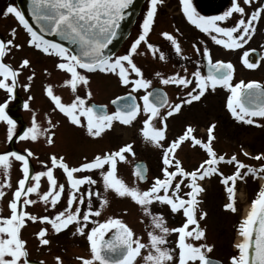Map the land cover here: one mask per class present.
I'll list each match as a JSON object with an SVG mask.
<instances>
[{
    "label": "snow or ice",
    "instance_id": "obj_1",
    "mask_svg": "<svg viewBox=\"0 0 264 264\" xmlns=\"http://www.w3.org/2000/svg\"><path fill=\"white\" fill-rule=\"evenodd\" d=\"M134 0H30L28 11L31 14L30 23L25 13L19 8L9 5L3 12L4 17L13 15L27 35L26 45L40 51L46 56H55V68L64 73L63 86L69 87L72 93L70 102H63L62 97L54 93L52 84L44 88L46 96L73 126L83 128L92 138L113 127V122L132 125L143 112L146 116L142 121L140 132L146 142L161 150L162 176L154 177L146 188L140 187V182L147 181L146 166L137 165L133 175L135 180L129 184L118 174V163L126 160V153L135 155L132 143H125L117 150L96 153L91 159L70 166L64 156L52 154L49 161H40L44 170L32 173L30 158L35 154L25 149L26 154L17 151L0 153V198L5 197V188H11L10 168L12 160L20 162L22 177L12 193L8 203L10 215H0V264H32L28 259L27 240L22 236V230L31 223H39L41 227L33 233L39 245L47 246L50 240L46 238L51 230L60 234L72 226V235L83 236L89 245V257H77L80 264H220L208 254L214 245L207 243L206 229L201 227V221L207 212L200 209L201 193L205 192L202 182L213 175L220 178L225 186L228 202L223 208L235 213L237 182L246 183L247 177L264 179V163L259 167L245 164L236 154L227 157L218 154L213 147L215 140V123L207 128V138H198L192 125H187L182 134L167 140V120L181 112L182 107L199 101L210 89L222 87L230 93L226 108L232 117L239 122L257 124L255 118H264V85L259 81L243 80L233 83L235 68L231 61H213L210 49H203L194 43L192 46L200 60L196 61V70L188 75L173 73L164 75L156 71L154 75L163 85H176L186 89L178 102H170L167 93L161 89L146 91L140 99L143 105L137 103L132 94L138 90H147L152 80L146 79L141 67L134 61L136 55L151 54L159 61L166 62L169 57L157 44L150 42L149 34L153 29L158 6L164 0H148L146 13L137 37L131 42L124 54L109 55L106 49L118 36L121 22L129 15V8ZM179 5L186 20L202 33L207 34L211 41L226 50L243 49L254 38L258 24L264 19V0H231L230 7L221 15H201L193 6V0H179ZM247 9V10H246ZM238 14V19L230 26H222L223 22ZM179 32V29H175ZM10 39H0V89L8 94V100L18 82L22 69L31 66L28 58L22 59L18 67L6 63L4 58L12 48L20 49L23 45L14 43L17 28L9 30ZM47 35L58 36L64 43L46 38ZM160 35L170 43L174 54L184 60L190 59L183 54L181 44L176 36L168 31ZM141 45L144 51H140ZM264 49V46H261ZM255 48L242 52L241 63L248 69H256L264 61V51L255 60L252 55ZM201 66L206 68L202 73ZM48 73V69H44ZM114 74L123 86H131L132 91L124 96H117L111 101L116 110L109 112L107 105L88 104L92 92L88 88L90 76L85 73ZM134 74V75H133ZM33 70L27 76L23 87L30 88V82L35 77ZM80 86L88 88L85 95L78 94ZM191 86V87H190ZM32 99V97H29ZM7 100L0 103V122L7 124V139L12 140L16 121L6 112ZM28 109L29 104L24 103ZM161 109H166L161 112ZM47 115V114H46ZM153 121L159 122L157 127ZM48 128H42L35 114L31 126L24 130L21 140L37 141L40 136L46 137V143L54 144L55 132L50 129L57 127L51 117L47 118ZM188 142L191 147L201 149L206 158L191 170H187L182 161L177 158V150ZM245 156L249 153L243 151ZM254 159L264 160V153L257 154ZM221 163L233 165L234 170L225 174L219 168ZM59 169L66 178V183L58 182L54 170ZM97 173L94 176L90 173ZM46 178L47 190L41 192V179ZM67 188V191H66ZM188 189L184 191V189ZM36 195V199L31 198ZM64 198L65 205L57 210L58 203ZM129 199L138 206L143 217L148 219L147 241H143L132 227L120 216L110 215L104 220L98 219L110 207L111 199ZM42 202L45 212L49 208L53 214L38 215L25 210L26 206ZM153 204L166 205L170 212H182L183 221L179 226L169 227L161 212L152 210ZM3 209H0L2 212ZM127 209H124L127 214ZM141 222H144L143 220ZM89 225H92L89 227ZM111 233L110 238L106 234ZM175 234L174 246H169L168 237ZM239 242L235 243L237 254L230 257V264H264V185L250 202V208L238 224ZM57 264H63L59 256L55 257ZM43 264V262H39Z\"/></svg>",
    "mask_w": 264,
    "mask_h": 264
},
{
    "label": "rangeland",
    "instance_id": "obj_2",
    "mask_svg": "<svg viewBox=\"0 0 264 264\" xmlns=\"http://www.w3.org/2000/svg\"><path fill=\"white\" fill-rule=\"evenodd\" d=\"M10 4L17 7L16 0H0V39H10L9 30L16 27L17 36L14 43H19L23 47L20 49L12 48L4 60L6 63L18 67L22 59L28 58L31 61V66L21 70L11 100H8L6 91L0 89V103H4L7 100L6 112L16 121V128L12 140L7 139L8 126L6 122H0V153L17 151L21 154H26L25 149L31 150L35 154L30 158V169L34 173L35 171L44 170V165L40 161L48 162L49 157L53 153L57 156H64L70 166H75L83 162L85 157L91 159L96 153L114 151L125 143H132L135 155L131 153L125 154L126 160L118 163V174L127 183L132 184L135 180L133 175L134 164L137 162H145L148 166V180L145 183L140 182L141 188L148 187L149 182L154 177L162 176L160 171L162 167L161 150L154 147L151 143L146 142L140 132L145 116H140L132 125L113 122V127L106 130L101 137L92 138L87 135L83 128L70 124L66 117L62 113H59L58 110L53 111L54 105L46 96L44 88L47 84H52L54 93L60 95L63 102H70L72 98L71 90L69 87L63 86L62 83L65 74L55 68V63L57 62L55 56H46L40 51L26 45L28 37L23 28L18 26L13 15H9L8 17L2 15ZM147 6L148 0L142 9V12L145 10L143 14L146 13ZM218 6V10L220 11L219 15H221L227 10L229 3L228 1L221 0ZM200 14L205 16L211 15L204 12ZM238 18V14H236L228 21L223 22L222 26H230ZM141 23L142 20H137L131 35L116 55L124 54L127 51L131 42L137 37ZM177 28L179 32L175 31ZM163 31H168L177 37L181 44L183 54L190 59L184 60L174 54L170 43L160 35ZM149 40L157 44L169 59L163 62L153 58L151 54H145L136 55L134 61L142 68L144 77L152 80L150 87L157 85L170 92L171 102H178V97H182L187 90L176 85L161 84L154 73L160 71L164 75H171L173 73L184 75V68H187L189 78H191V72L195 71L197 67L196 61L201 59L192 46L194 43L201 50L206 45L210 49L213 61L223 60L233 63L235 68L233 83L241 80L245 82L256 80L264 85V61L256 69H248L241 63V56L244 50L255 48L260 53L264 51L261 47L264 46V19L259 21L258 31L248 45H245L243 49L226 50L222 46H218L212 42L207 34L202 33L195 26L191 25L183 16L181 8H178V1L170 0L168 4L164 3V5L158 6L156 20L149 34ZM140 51H144L143 45H141ZM44 69H48L50 75L45 73ZM33 70L36 75L30 82V88L25 90L23 85L29 83L27 76ZM200 70L204 73L203 66H201ZM85 74L90 76L88 88L92 92L91 98L86 101L88 104L94 102L96 104L111 106L110 102L117 96L132 91L131 86L121 85L118 77L114 74L100 72ZM88 88L80 86L78 94L85 95ZM147 90L141 89L133 92V94L142 95ZM229 94L228 90L222 87L216 88L215 91L210 89L199 101H195L191 105L183 106L180 113L167 120V140L170 142L172 138L178 136L188 121V124L194 125L193 127H196L200 132L199 138L206 140L207 128L212 123H215L218 125L215 137L216 142L214 144V149L217 153L224 154L227 157L236 154L237 158L245 164L258 168L260 164L264 163V160L258 161L254 159L257 154L264 153V118H255L257 124L252 125L235 120L226 108V101ZM29 97H32V99H29ZM25 102L29 104L28 109L24 108ZM110 112H113V109L110 108ZM34 114L37 122L45 129L48 128V117H51L53 123L59 121L55 129H50V131L55 132L54 144H47L45 136H40L37 141L20 139L24 130L31 126ZM153 123L157 127L160 126L158 121H153ZM241 149L248 152L249 156H245ZM176 155L187 170H191L202 159L206 158L204 152L201 153L198 150H192L189 143L187 146H182L181 149H178ZM219 168L225 174H230L234 170L233 165L226 163H221ZM54 174L58 182L66 183V178L61 170H54ZM90 174L94 178L97 176L95 172ZM21 177L20 162L13 159L9 177L12 187L5 188V197L0 198V209H3L0 215H10L8 203L12 199V193ZM2 179L3 176L0 175V181ZM263 182L264 179H253L251 175L247 177L246 183L237 182L235 195L237 211L235 213L223 208L224 203L228 202V194L225 186L220 183L219 176L213 175L210 179H205L202 182L206 191L200 195L202 201L200 209L207 212V216L200 223L201 227L206 229V242L214 245L212 252L208 254L211 258L220 260L223 264H230V257L237 254V249L234 245L239 242V236L237 234L238 224L246 216L250 208V202L255 197ZM47 187L46 178H42L41 192L47 190ZM187 190L186 188L184 189V191ZM31 198L36 199V195L31 194ZM64 205L65 202L62 197L61 202L57 205V210ZM45 207L42 202H38L35 205L26 206L25 210L38 215L53 214L51 208L45 212ZM124 209L128 210L127 214H125ZM152 210L163 213L169 227L179 226L184 219L182 212L173 214L166 205L153 204ZM110 215L122 217L133 228L134 232L142 237L143 241H147L148 228L146 226L148 225V219L142 216L138 206L129 199H111L110 207L98 219L104 220ZM142 220L144 222H141ZM91 226L89 225V227ZM40 227L41 225L39 223L29 222L22 230V236L27 240L28 259L32 264H39L41 261L43 264H57L55 259L57 256L61 258L63 264H80L77 257H89V245L86 238L79 235L73 236L71 234L74 230L72 226H69V229L63 230L60 234H55L50 230L46 237L50 240V244L47 246L39 245L33 235ZM175 239V234L168 237L169 246H174L173 242Z\"/></svg>",
    "mask_w": 264,
    "mask_h": 264
},
{
    "label": "water",
    "instance_id": "obj_3",
    "mask_svg": "<svg viewBox=\"0 0 264 264\" xmlns=\"http://www.w3.org/2000/svg\"><path fill=\"white\" fill-rule=\"evenodd\" d=\"M16 2L19 6V9L25 13L26 18H28L30 23H33V25L35 26V22L31 20V14L28 11V9L30 7V0H16ZM145 2H146V0H134L133 5L130 6V8L128 10L129 15L121 22V26L118 30V36L109 45L108 49H106V54L115 55L121 49L123 43L125 42V40L129 37V35L131 33V30H132V27H133L134 22L136 20L137 14L139 13L140 9L142 8V6L144 5ZM206 2L211 3V0H208ZM46 38L54 39L57 42L64 43L68 47H74V46L68 44L67 41H62L58 36H55V35H47ZM260 54L261 53L257 50V52L252 55V59L255 60L256 57L259 56ZM205 73H206V68H205ZM155 89H160V88H154L151 91H153ZM89 104L91 105V104H96V103L91 102ZM96 105H100V104H96ZM111 106H113L114 109L116 110V105L111 103ZM107 110H108V108H107ZM137 165L146 166L147 177H148V166H147V164L145 162H137L133 166V171ZM145 182L146 181H143L141 183H145ZM108 238H110V237H108ZM214 260H216V259H214ZM216 261L220 262V264H223L220 260H216Z\"/></svg>",
    "mask_w": 264,
    "mask_h": 264
},
{
    "label": "flooded vegetation",
    "instance_id": "obj_4",
    "mask_svg": "<svg viewBox=\"0 0 264 264\" xmlns=\"http://www.w3.org/2000/svg\"><path fill=\"white\" fill-rule=\"evenodd\" d=\"M170 0H167V2H166V0H164V2H163V4H161V5H164V3H167L168 4V2H169ZM178 1V8H180V5H179V0H177ZM206 1H208V0H193V6L197 9V11L199 12V13H202V12H204V13H206V14H211V15H207V16H214V15H219V3H220V1L221 0H211V3H207ZM225 1H228V3H229V7H230V5H231V0H225ZM257 1H259V0H257ZM241 2H242V0H241ZM202 11V12H201ZM145 12V10L142 12V11H140V13H139V15H138V17H137V20L138 21H141L142 20V18H143V13ZM236 14H234V16H235ZM155 20H156V17H155ZM204 73H205V67H204ZM154 88H161L165 93H167V95H168V98H169V101L171 102V95H170V92L168 91V90H166V89H164V88H162V87H160V86H157V85H154V86H151L147 91H151L152 89H154ZM217 88H219V86L217 87ZM145 93H143L142 95L141 94H138V95H135V97H136V99H137V103H139L140 105H141V107H142V105H143V101L140 99V97L141 96H143ZM125 95V94H124ZM121 96H123V95H121ZM110 108L111 109H113V111H115V109L113 108V107H111V106H108V111L110 112ZM186 108H188V106H186ZM166 109H161V112H164ZM176 114H174L173 116H175ZM140 116L142 117V116H145V114L143 113V112H141V114H140ZM139 116V117H140ZM172 116V117H173ZM138 117V118H139ZM137 118V119H138ZM144 118H146V116L144 117ZM170 118V117H169ZM187 123V122H186ZM188 123H189V121H188ZM187 123V125H189ZM187 125H184L183 126V129H182V132L180 133V134H182L183 133V131L185 130V128H186V126ZM190 125H192V124H190ZM192 126H194V125H192ZM194 129H195V135L196 136H198V138H199V135H200V132L198 131V129H196V127H194ZM217 129H218V125L217 124H215V129H214V135H215V137H216V133H217ZM215 142H216V138H215V140H214V142H213V147L215 148ZM188 145V142H185L182 146L184 147V146H187ZM190 148L192 149V150H198L199 152H203L201 149H199L198 147L197 148H193V147H191L190 146ZM185 167V166H184ZM111 236V233H108V234H106V238H108V237H110Z\"/></svg>",
    "mask_w": 264,
    "mask_h": 264
},
{
    "label": "bare ground",
    "instance_id": "obj_5",
    "mask_svg": "<svg viewBox=\"0 0 264 264\" xmlns=\"http://www.w3.org/2000/svg\"><path fill=\"white\" fill-rule=\"evenodd\" d=\"M240 239H238V241H239Z\"/></svg>",
    "mask_w": 264,
    "mask_h": 264
}]
</instances>
